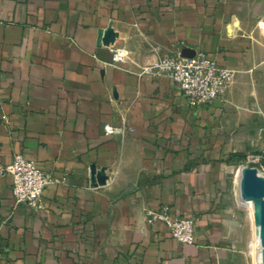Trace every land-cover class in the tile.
I'll return each instance as SVG.
<instances>
[{
	"label": "crops",
	"instance_id": "crops-1",
	"mask_svg": "<svg viewBox=\"0 0 264 264\" xmlns=\"http://www.w3.org/2000/svg\"><path fill=\"white\" fill-rule=\"evenodd\" d=\"M183 49L235 71L223 96L190 109L140 73ZM255 55L226 0H0V163L21 154L60 180L35 210L0 179V264H247L229 174L255 141ZM162 208L193 220L194 244L147 224Z\"/></svg>",
	"mask_w": 264,
	"mask_h": 264
},
{
	"label": "built area",
	"instance_id": "built-area-1",
	"mask_svg": "<svg viewBox=\"0 0 264 264\" xmlns=\"http://www.w3.org/2000/svg\"><path fill=\"white\" fill-rule=\"evenodd\" d=\"M127 59L128 52L125 49H114V63H123ZM139 70L141 74L169 78L181 91L190 109L206 106L223 96L235 74L234 70L218 66L202 52H195L192 58L182 57L180 53L162 56ZM103 132L105 135H114L117 129L104 125ZM4 177L12 180L11 194L15 206H27L35 210L42 207L41 197L45 188L60 182L21 154L13 155L6 164L0 163V179ZM145 220L148 225L163 223L170 237L180 244L192 245L195 242L192 219L170 218L167 208H162L158 211L146 209Z\"/></svg>",
	"mask_w": 264,
	"mask_h": 264
},
{
	"label": "rangeland",
	"instance_id": "rangeland-1",
	"mask_svg": "<svg viewBox=\"0 0 264 264\" xmlns=\"http://www.w3.org/2000/svg\"><path fill=\"white\" fill-rule=\"evenodd\" d=\"M226 9L230 16L242 21L251 40L256 44V82L260 99L257 103L256 116L252 117L255 131L251 133V139L255 141H251L249 153L241 154L240 166L234 167L229 174L230 202L240 214L245 231L243 252L247 258V264H255L254 224L251 218V206L248 199L243 198L241 201L244 206L239 204L236 183L242 168L254 169L260 177H264V0H226Z\"/></svg>",
	"mask_w": 264,
	"mask_h": 264
},
{
	"label": "bare ground",
	"instance_id": "bare-ground-1",
	"mask_svg": "<svg viewBox=\"0 0 264 264\" xmlns=\"http://www.w3.org/2000/svg\"><path fill=\"white\" fill-rule=\"evenodd\" d=\"M247 179H250L253 182L252 187L245 184V181H247ZM240 191L243 195L242 198L248 199V202L251 206V211L254 219V261L255 264H261L260 255L262 250V234L259 226V215L261 203L264 202V177H260L256 171H254L253 174L249 175L248 168H244L242 170L240 178Z\"/></svg>",
	"mask_w": 264,
	"mask_h": 264
},
{
	"label": "water",
	"instance_id": "water-1",
	"mask_svg": "<svg viewBox=\"0 0 264 264\" xmlns=\"http://www.w3.org/2000/svg\"><path fill=\"white\" fill-rule=\"evenodd\" d=\"M114 38H115V34L111 30H107L103 35L102 41L105 45H107L108 43L112 42ZM180 55L185 58H192L195 55V52L188 50V49H183ZM254 171H255L254 169H248V174L251 175L253 174ZM97 182L100 184L104 183V177H102L101 175H98ZM245 184L250 187L253 186V182L250 179H247V181H245ZM259 226H260V231L262 234V237H261L262 250H261V255H260V261H261V264H264V202H262L260 206Z\"/></svg>",
	"mask_w": 264,
	"mask_h": 264
}]
</instances>
